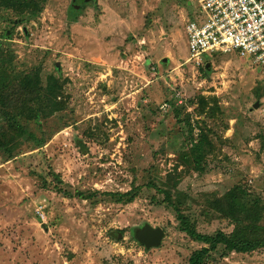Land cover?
I'll use <instances>...</instances> for the list:
<instances>
[{"label": "rangeland", "instance_id": "1", "mask_svg": "<svg viewBox=\"0 0 264 264\" xmlns=\"http://www.w3.org/2000/svg\"><path fill=\"white\" fill-rule=\"evenodd\" d=\"M10 2L0 64L10 77L54 76L60 107L31 104L37 123L24 125L41 146L24 134L9 140L12 157L0 149V264H186L206 244L179 228L162 190L200 233L233 230L211 206L230 189L258 200L264 227V114L251 109L264 83L233 52L185 61L200 0ZM201 132L210 146L190 155ZM129 190V202L106 194ZM145 225L162 228L159 245L137 240ZM205 264H264V247L218 246Z\"/></svg>", "mask_w": 264, "mask_h": 264}, {"label": "trees", "instance_id": "2", "mask_svg": "<svg viewBox=\"0 0 264 264\" xmlns=\"http://www.w3.org/2000/svg\"><path fill=\"white\" fill-rule=\"evenodd\" d=\"M11 0H0L4 5H12ZM20 2V0H17ZM25 2V0H24ZM94 2V0H92ZM27 3V2H25ZM0 49L2 46L0 44ZM4 59H0L3 62ZM16 79V83L10 85V81ZM10 87L12 89H10ZM60 95L59 87L56 85V78L52 75L45 77L44 82L39 76L38 70L29 71L23 74L10 77L0 64V112L7 122V131L0 130V149L7 155L12 157L14 147L10 145L17 137H25L35 142L36 147L41 146L44 140L37 139L35 134H28L24 122L33 120L37 123L38 111L31 104H38L44 107L49 106V111L57 109L59 101L57 97ZM260 95L256 99L259 101ZM35 109V110H34ZM212 108L209 109V114L212 115ZM25 134V135H24ZM205 144L210 146V141L205 135L200 133V137L190 144V155L194 153H204ZM197 151V152H194ZM199 157H194V164L197 169L199 166ZM53 179L60 182L58 175L50 172ZM165 201L174 209L176 220L179 223V228L184 231L191 239L200 241L206 246H201L193 250L188 258L186 264H205L209 257L210 251L216 250L218 246H222L223 250L247 252L254 249L264 247V227L257 224L261 213L262 206L258 200L250 203L248 206L239 202V191L230 189L218 200H214L211 206L218 209L224 216L229 217L233 223V230L226 234L222 231H217L213 235H208L198 232L194 226L189 222L188 217L183 214L179 205L170 199L168 190H162ZM131 190L123 193L106 192L107 195L115 196L117 201L129 202L133 199ZM225 252V251H224Z\"/></svg>", "mask_w": 264, "mask_h": 264}, {"label": "built area", "instance_id": "3", "mask_svg": "<svg viewBox=\"0 0 264 264\" xmlns=\"http://www.w3.org/2000/svg\"><path fill=\"white\" fill-rule=\"evenodd\" d=\"M184 30L185 61L198 66L206 55L233 52L250 58L264 83V0H200ZM258 103L264 114V103Z\"/></svg>", "mask_w": 264, "mask_h": 264}, {"label": "water", "instance_id": "4", "mask_svg": "<svg viewBox=\"0 0 264 264\" xmlns=\"http://www.w3.org/2000/svg\"><path fill=\"white\" fill-rule=\"evenodd\" d=\"M79 1H88V0H79ZM166 58H163L165 61ZM57 67L59 66L58 62L55 64ZM258 101H255L251 109H256L258 107ZM164 235L162 228L160 227H152L150 225H145L144 227H138L135 231V236L139 242L144 244L147 247L157 246L160 244L161 239Z\"/></svg>", "mask_w": 264, "mask_h": 264}, {"label": "crops", "instance_id": "5", "mask_svg": "<svg viewBox=\"0 0 264 264\" xmlns=\"http://www.w3.org/2000/svg\"><path fill=\"white\" fill-rule=\"evenodd\" d=\"M187 22V21H186ZM205 60V59H204ZM257 109V108H256Z\"/></svg>", "mask_w": 264, "mask_h": 264}]
</instances>
